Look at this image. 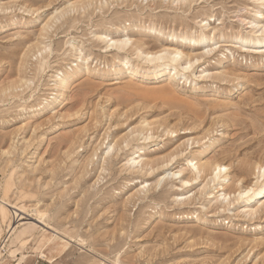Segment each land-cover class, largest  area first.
Listing matches in <instances>:
<instances>
[{"label": "rangeland", "instance_id": "1", "mask_svg": "<svg viewBox=\"0 0 264 264\" xmlns=\"http://www.w3.org/2000/svg\"><path fill=\"white\" fill-rule=\"evenodd\" d=\"M256 11L255 0H0V210H23L0 220L25 239L9 245L0 225V257L15 249L5 264H264V204L244 216L233 195L264 165V52L245 39L264 21ZM199 31L194 43L170 35ZM125 37L133 46L106 47ZM171 43L211 51L186 70L182 55L172 79L167 56L136 57ZM219 182L230 195L210 199Z\"/></svg>", "mask_w": 264, "mask_h": 264}, {"label": "bare ground", "instance_id": "2", "mask_svg": "<svg viewBox=\"0 0 264 264\" xmlns=\"http://www.w3.org/2000/svg\"><path fill=\"white\" fill-rule=\"evenodd\" d=\"M173 1H179V0H173ZM255 1L261 7L264 6V0H255ZM263 14L264 13L262 11L261 12L256 11L255 16L264 17ZM259 22L260 23L258 24L255 23V25H257V29H255V39L251 38L250 36L249 38H245V39H249L250 42L255 43V50L262 49L264 52V21L260 20ZM116 30L119 31L121 30V28L117 27ZM170 35L172 37H179L182 40H188V42L190 41L193 43L196 42V38H199V37H203V39L207 38L206 36L201 35L200 31L197 33L194 32V35H191V36H188L186 34L178 35V34H174L173 32ZM110 39H112V41ZM128 44L133 46V42L131 41V39H129V37H125L120 40L118 38H109L108 43H106V47L115 46L117 49L122 50V49H125ZM171 44H174V46H163L162 48L154 52H149V51L146 52L141 47L136 46L135 48L138 52L136 57L139 58L140 56L144 55L146 58L149 57L151 59H158V58L162 59L164 58V55L167 56L168 61L173 64V67L171 68L172 71H170V72H173L170 77L172 79L180 73L179 69L177 70V64L179 63L178 60L182 58V55L185 56L186 61L181 62L180 69L186 70L190 67L193 61L197 60L199 57L211 51V49H206L205 52H202L200 55L192 54V53H184L183 50L178 47L180 46L178 43L176 44L171 43ZM77 51H78L77 52L78 54H76V56L80 55V50L77 49ZM116 61L122 64L130 63L129 58L126 55L124 57L116 59ZM161 77H163V74H161ZM185 79L187 80L188 78L185 77ZM67 86H68L67 81L65 80L62 84V88L66 89ZM147 138L148 136L143 137V139H147ZM140 150L141 149H136L135 151L132 152V155H133L131 157V160H133L132 163H135L137 161L136 158L140 157V154H139ZM187 163H190L194 167L197 174L203 171L205 172L209 171V173L212 174V177H210V179L213 181L214 179L219 180L222 177H226L228 169H229L227 165L222 164L218 160L203 162V161H194L190 159L187 161ZM254 168H255L254 181L251 182L250 184H242V182H240V180L238 179L237 182L234 184L236 187L233 189V195L236 196V200H239L240 202H244L246 205H248V207L243 211L242 214L244 216H249V217H254V216L257 217V212L259 211V208L264 204V165L255 163ZM181 171L182 169L179 170L178 172L180 173ZM159 181L160 180L158 179L156 183H159ZM187 182H188V179L182 180L183 184H186ZM255 189H257V191H255ZM213 190L214 191H211L208 193V196L210 197V199L212 198L217 199V196L215 195V193L217 192H219L218 196H220L221 199H225L227 196L230 195V192L224 191V186L221 182L217 183V185L213 187ZM22 211L23 210H18V209H14V210H2L1 209L0 217H2L5 212H7L10 216V221L20 220L23 218L21 215ZM33 211L35 212V210ZM2 223H4L6 227H9V224H10L9 222H6L5 220H2V221L0 220V225ZM16 230H17L16 227L8 228V233H10L9 237L11 236L9 245H13L16 243L23 245L25 242L24 238L22 237L19 238L18 233L16 235ZM48 243H49V246L51 247L50 250H57V251H60V250L62 251L64 248H66V245H67L66 242L63 241L62 237L59 236L58 233L49 234ZM14 251L15 249L9 248L8 251L6 252V256L0 257V264H5V261L9 257H14L15 255Z\"/></svg>", "mask_w": 264, "mask_h": 264}]
</instances>
